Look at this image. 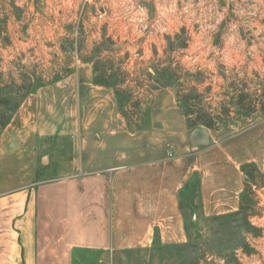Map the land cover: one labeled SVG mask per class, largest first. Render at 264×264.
<instances>
[{
  "label": "rangeland",
  "instance_id": "1",
  "mask_svg": "<svg viewBox=\"0 0 264 264\" xmlns=\"http://www.w3.org/2000/svg\"><path fill=\"white\" fill-rule=\"evenodd\" d=\"M174 35L170 50L167 36ZM103 36L118 42H105L104 49L119 48L118 55L129 52L126 66L136 69L132 80H142V71L150 63H173L191 74L202 71L199 88L210 86L207 104L227 101L226 86L231 82L237 89L246 84L249 93H259L264 84V0H0V86L29 84L33 73L46 83L51 67L74 68L68 77L28 94L14 116L12 125H18L20 133L26 132L20 142L28 143L33 135L36 183L62 172L72 158H78L82 145L99 142L100 130L120 122L116 99L107 89L93 85L92 64L80 60V56L90 55ZM176 92L177 86H169L155 95L169 110L180 111ZM152 98L143 100L142 112L150 110ZM231 116L217 135L251 126L229 137L227 145L245 153L261 150L264 114L257 111L242 117L232 112ZM197 135L202 134L197 131ZM24 169L27 167L21 164ZM190 196L183 198L186 205L192 204L185 222L189 240L196 246L183 250L179 245L155 244L112 254L84 252L74 264H187L191 258H198L200 264H224L211 255L214 248L210 244L215 245L212 231L218 226L208 222L196 198ZM258 196L259 215L252 220L261 233L247 235L249 254L238 250L244 264H264V187Z\"/></svg>",
  "mask_w": 264,
  "mask_h": 264
},
{
  "label": "crops",
  "instance_id": "2",
  "mask_svg": "<svg viewBox=\"0 0 264 264\" xmlns=\"http://www.w3.org/2000/svg\"><path fill=\"white\" fill-rule=\"evenodd\" d=\"M95 86L115 100L111 88ZM158 97L145 125L130 131L117 111V127L100 130L99 142L82 145L66 169L38 183L33 135L21 143L26 132L12 125L18 107L0 134V264H74L84 252L185 244L192 204L182 206L181 191L193 180L205 218L237 210L241 165L264 172V146L245 153L226 141L251 126L222 137L190 129L182 110Z\"/></svg>",
  "mask_w": 264,
  "mask_h": 264
},
{
  "label": "trees",
  "instance_id": "3",
  "mask_svg": "<svg viewBox=\"0 0 264 264\" xmlns=\"http://www.w3.org/2000/svg\"><path fill=\"white\" fill-rule=\"evenodd\" d=\"M176 37L177 35L167 36V46L170 50L173 49L172 40ZM65 39L73 44L72 39ZM105 42L113 45L118 44L111 36H103L99 42L94 44L89 52L90 55L80 56V60L92 64V83L94 85L109 87L113 90L119 114L125 120L130 131L138 130L146 124L149 111L143 110L142 112L141 106L145 104L143 100L148 96L152 97L160 89L169 86H177L176 102L181 106L187 127L190 129L202 126L210 130H218L224 122L232 119V112L242 117H249L257 111L264 114V84L259 93L256 90L249 93L246 84L237 89V86L231 82L226 86L225 94L230 96L227 101L220 100L216 105L207 104L205 100L208 98L207 94L210 86L199 88L203 85V79L198 78L203 73L202 71L191 74L188 71L182 72L183 68L173 66V63H150L142 71L144 76L142 80L138 77L132 80L130 78L136 72V69L133 66H126L129 52L126 51L123 55H118L119 48L106 50L103 47ZM62 46L61 43V51ZM78 49L79 47L75 49V52ZM106 52L108 54L103 56ZM77 60H79L78 56ZM73 72L74 68L72 66L57 64V66L50 68L46 83L34 73L28 78L29 84H25V81H23L18 85L14 83L7 84L6 87L1 83L0 134L11 121L23 98L36 88L56 83ZM188 76L193 79L194 84H189L190 82L186 78ZM241 172L244 177V188L237 210L208 218L210 224L216 223L218 226L217 230L212 231V234H215V245L210 244V248H214L211 255L221 258L224 264H244L237 256V251L241 250L243 253L249 254L251 249L247 241V235L250 234L255 237L261 233V227L256 226L252 219L259 215L257 209V205H259L258 191L264 187V172L259 171L253 162L242 164ZM197 189L198 181H191L181 191V198L183 199L189 194H191V199L197 198ZM182 206L184 207V202ZM193 245L196 246L189 240L187 243L179 245V247L185 250L186 247H193ZM75 251L78 252L80 249ZM196 259L198 260V258ZM196 259L191 258L187 264H200Z\"/></svg>",
  "mask_w": 264,
  "mask_h": 264
},
{
  "label": "built area",
  "instance_id": "4",
  "mask_svg": "<svg viewBox=\"0 0 264 264\" xmlns=\"http://www.w3.org/2000/svg\"><path fill=\"white\" fill-rule=\"evenodd\" d=\"M237 256L239 257V251H237ZM239 259H240V257H239Z\"/></svg>",
  "mask_w": 264,
  "mask_h": 264
}]
</instances>
